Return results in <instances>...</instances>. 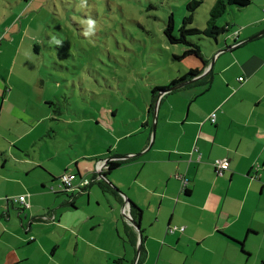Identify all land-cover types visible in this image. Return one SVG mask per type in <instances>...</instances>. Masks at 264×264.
<instances>
[{"label": "crops", "instance_id": "0c3cea01", "mask_svg": "<svg viewBox=\"0 0 264 264\" xmlns=\"http://www.w3.org/2000/svg\"><path fill=\"white\" fill-rule=\"evenodd\" d=\"M263 23L264 17H260L251 24L252 32L239 30V40L264 30ZM224 44L212 46L211 57L205 55L211 58L207 72L212 67L214 72L210 86L206 82L183 86L156 99L154 137L149 113L137 127L129 122L127 127L122 123L115 126L108 116L109 111L114 112L103 107L106 110L93 116L94 120L112 133L118 131L107 152L89 154L85 148L64 153L56 142L62 131L38 137L47 139H43L44 154L35 160L32 155L24 160L13 152L17 160L12 165L25 173L16 182L13 195L30 194L27 214L32 223L29 231L22 230L21 215L17 217L15 209L9 211V204L4 211L0 201V264H99L94 252L101 253L102 264H113L109 256L122 258L117 264H264V32L232 51L224 50ZM179 66L177 70L170 66L167 83L202 63L193 58ZM241 76L244 81H239ZM51 102L44 98L45 106ZM94 140L102 142L103 137ZM194 147L200 160L196 152L191 153ZM59 155H66L61 160L64 168L53 170L51 165ZM124 156L128 158L121 159L107 175L121 193H111L100 182L88 192L54 193L51 201L50 187L56 185L54 176L62 170L87 177L98 159ZM220 158L229 163L222 175L213 166ZM7 160L4 157L3 167ZM176 173L189 180L187 193L181 190ZM3 195L12 194L6 191ZM124 199L142 209L140 237L138 231L133 238L124 235ZM61 208H67L72 221L78 222L76 230L62 220ZM51 212L56 219L58 215L55 223L33 224L40 221L37 217ZM168 226L185 229L169 233Z\"/></svg>", "mask_w": 264, "mask_h": 264}, {"label": "rangeland", "instance_id": "374dc122", "mask_svg": "<svg viewBox=\"0 0 264 264\" xmlns=\"http://www.w3.org/2000/svg\"><path fill=\"white\" fill-rule=\"evenodd\" d=\"M187 1L0 0V151L6 149L8 159L3 167L0 155V201L13 196L16 182L25 176L24 171L20 174L17 166L12 165L17 160L13 152L24 160H29L30 155L35 160L38 154H44L43 139L47 138L38 137L50 126L62 131L56 137L62 152L87 148L91 154L94 150L107 152L108 143L118 134V131L112 133L94 120L93 116L105 108L114 112L109 111L108 116L115 126L122 123L127 127L128 122L131 127L140 124L141 117L147 115V101L153 95V86L166 85L165 77L170 66L175 70L180 67L171 59V53L180 50L181 46L169 44L163 28L170 13L177 28L186 13ZM215 1L202 2L196 10L193 25L205 26L208 11ZM260 17H264V0H251L240 10L234 5L228 7L218 18L217 25L223 26L228 21L244 32H252L254 25L251 24ZM255 33L261 35L262 30ZM227 35L228 32L221 34L218 44H224ZM198 42L202 53L211 57L215 42L206 37ZM44 98L52 101L50 112L55 114L53 109H62L58 115L61 120H50ZM155 117L156 111L148 114L150 131L156 122ZM74 134L80 136L77 143H72L76 139L71 138ZM99 136L103 137L102 142L94 140ZM46 143L52 145L49 140ZM63 158L66 155L54 158L53 170L64 168ZM95 171L93 169L91 177ZM62 173L74 175V185L79 182L77 173L67 169L54 177L58 178ZM81 177L91 180L90 176ZM95 184L90 181L87 190ZM55 188L50 189L51 201ZM6 191L12 195L2 196ZM16 207L9 203V211L15 209L18 217ZM29 209L21 213L22 219L24 214L28 215ZM61 209L62 220L72 223L76 230L78 222L72 221L67 208ZM57 220L58 215L57 219L55 216L48 221L55 223ZM23 221L26 223L28 219ZM37 222L45 221L33 224ZM18 223L22 230H26L19 218ZM100 256V252L93 253L102 264Z\"/></svg>", "mask_w": 264, "mask_h": 264}, {"label": "trees", "instance_id": "16d2710c", "mask_svg": "<svg viewBox=\"0 0 264 264\" xmlns=\"http://www.w3.org/2000/svg\"><path fill=\"white\" fill-rule=\"evenodd\" d=\"M203 1L204 0H189V1H187V3L185 4L186 13L183 15L181 22L179 23L177 28H176V25H175V22L173 19V15L171 13L168 15L165 26L163 28V34H164V37L166 38L167 42L171 45H180L181 46L180 50H177V51L173 50L172 51V53H171L172 58L171 59L173 61H176L179 65V63H181L184 60L196 58L200 61V63H202V66L187 69V71L184 74H182L178 77H174L173 79L169 80L166 85H157L156 84L155 86H153V88L151 90L153 95L150 98V101H152L153 105L151 106V104L148 103L150 106L148 105V109L146 110L147 113H150L151 111L153 112L154 103L156 102V99L158 97L159 92L166 90L171 85H176V84H179L181 82L188 81V80H190L196 76H199L203 72L205 67L209 64V61L211 58L207 59L205 56V53H202V46L198 42L199 39H202V37H206L208 39H211L213 42H215V44L217 46L219 41H220L219 40L221 37L220 35L228 32L227 38H225L223 40V43H225L223 46V49L227 48L228 50L232 51L233 49L239 48L243 43H246L244 41L241 42L239 40L238 32L241 28H237L235 26V24L229 23L228 21L225 22V25L220 26V25H217V20L219 17H221L226 12L228 7L234 5L237 7V9L240 10L241 8H243L245 6H248L251 3V0H216L208 11V17L206 19L205 26L203 28H199V27H196L195 25H193V22H194L196 10L202 4ZM257 34H259V33H257ZM194 36H199V37L194 38ZM258 36L259 35H257V37ZM213 74H214V72H213V67H212L209 69V71L203 77L196 79L193 82L185 84L183 86L188 87V86H191V85L196 84V83H204V82H206L207 86H210L212 84V81H213ZM240 81H244V79L240 80ZM206 90H207V87L205 88L204 91H206ZM46 106H48V105H46ZM48 109H49L50 120L57 122V121L62 119L61 116H58L61 112H63L61 108H59L57 110L53 109V111H56L55 114L52 113V111L50 112V110H51L50 106H48ZM214 121H215V118H214ZM54 133H57V134L61 133V129L60 128L56 129V128L50 127L48 129V131L46 132V134H48V135H54ZM74 135H71V138H76L75 140L72 141V143H77L80 136H79V134H74ZM0 155H1V157H3V160H4L6 153L3 150H1ZM121 159L124 160L127 158H120L119 160L109 159L106 162V168H104L102 170L104 172V174L109 175L111 173V171L114 170L119 165V162L122 161ZM96 162L94 164V171L96 170ZM77 175H78L79 179L81 178V180H88V179L81 177L80 174H77ZM97 175H98V173L95 171V174L93 175V177H91V176L89 177L91 180H88V184L85 185V188L82 192H88L87 189L90 185V181H92V182L97 183V184L101 182L102 186H105L106 189L109 190L111 193H113V194L117 193L116 190H114L112 187L109 186V183H107V182L103 183V181L101 179H100L101 181L99 179H97ZM176 175H177V173L175 174V178H176ZM59 176H58V178H59ZM58 178H54L56 183H57V185H55V186H57V188H58V184H59ZM78 183L79 182H77L76 185H74V184L73 185L78 186L79 185ZM55 186H51L50 189L55 188ZM58 192L68 193L69 191H65V190L54 191V193H58ZM185 193H187V189L185 190ZM23 194H26V198L29 200L30 194L29 193H23ZM13 196H16V195H13ZM11 197L12 196H6V198L3 200V202H4L3 207L5 209L4 211H6V209H7V204L11 203V200H9V198H11ZM117 197H119V199H121V197L119 195H117ZM71 201H72V198H71ZM121 201H122V199H121ZM129 203H130V207H131L130 208L131 215H132L133 219L139 223V220L142 216V209L138 205L134 204L131 201H129ZM11 205H14V206H12L14 208L16 206V204H13V203H11ZM5 214H7V213H5ZM125 221H126V226H125L126 233L124 232L125 233L124 235L127 238L128 237L133 238L134 233L136 234L137 230H136L135 226H133L129 221H127L126 219H125ZM130 228L135 230V232L132 231ZM129 232H131V233H129ZM223 235L227 236L224 233H223ZM227 237L233 241H236L235 239L231 238L230 236H227ZM136 241H137L136 239L134 241H132V245L135 246ZM237 242L239 245H242L241 242H239V241H237ZM140 249H141V246H140ZM242 252L244 254L247 253L243 249H242ZM121 261H122V258H116L113 260L112 263L117 264V263H121Z\"/></svg>", "mask_w": 264, "mask_h": 264}, {"label": "bare ground", "instance_id": "6f19581e", "mask_svg": "<svg viewBox=\"0 0 264 264\" xmlns=\"http://www.w3.org/2000/svg\"><path fill=\"white\" fill-rule=\"evenodd\" d=\"M264 32V30H262V33ZM255 35H257V33L255 34ZM259 35H260V33H259ZM254 36V35H253ZM257 37V36H256ZM249 38V37H248ZM255 38V37H254ZM247 39V38H246ZM245 39V40H246ZM253 39V38H252ZM244 41V40H243ZM250 41V40H249ZM233 46V45H232ZM224 50H226V49H224ZM224 50H222V51H224ZM221 52V51H220ZM207 67H208V65L205 67V69L203 70V72L204 71H206L207 70ZM210 67V66H209ZM202 72V73H203ZM201 73V74H202ZM206 73H207V71H206ZM197 77V76H196ZM196 77H194V78H196ZM197 79V78H196ZM195 79V80H196ZM239 79V81L240 80H243L244 78L241 76V77H239L238 78ZM182 87V86H181ZM172 91V90H171ZM162 91L161 92H159V94H158V97H160L162 94H164V93H162ZM214 118H215V113L213 112L211 115H210V117H209V119L213 122L214 121ZM152 129H153V127H152ZM193 151L194 152H196L197 153V156H198V160H200V157H201V154L199 153V151L197 150V148H193L192 149V152L191 153H193ZM122 158H124V157H122ZM191 158V157H190ZM108 161V159L106 160H98L97 162H96V169H97V173H98V175H97V179H101V180H103V181H108L107 180V175H105L104 174V172L102 171L104 168H106V162ZM226 163V167H221V164L222 163ZM228 160L227 159H225V158H223V159H217V160H215V162L213 163V166H214V169H215V171H216V173L218 174V175H222L223 174V172L228 168ZM63 176H67L69 179H70V185H66L63 181H62V177ZM256 176V175H255ZM253 177V176H252ZM73 178H74V175H72V174H67V173H63V174H61L60 176H59V178H58V181H59V184H58V188H55V191L56 190H58V191H61V190H65V191H77L76 193H83L82 191L84 190V188H85V185H87L88 184V181H86V180H81V178L79 179V185L78 186H74L73 185ZM176 179L180 182V188H181V190L182 191H185L186 190V186H187V183H188V179L183 175V174H178L177 173V175H176ZM92 182V181H91ZM64 183V184H63ZM107 183H109V186L110 187H112L113 188V186H112V183L110 182V181H108ZM52 190L54 189V188H51ZM114 190H116L115 188H113ZM117 192H118V190H116ZM119 193H121V192H119ZM19 196H24V198H25V201L23 202V203H20V202H18V201H14V198H16V197H19ZM9 200H11V203H13V204H16V206H18V207H16V208H18L19 210V212H18V215H21V213L22 212H24L25 211V209L26 208H29L30 207V203H29V200L26 198V194H21V195H16V196H12L11 198H9ZM70 200H71V198H70ZM129 201L130 200H127V201H125V199H124V201H123V204H122V215L124 216V218L127 220V221H129L128 219H130V218H133L132 217V215H131V212H130V203H129ZM54 217H55V215L54 214H52V215H44V216H42V217H37V219H40V221H48V220H53L54 219ZM23 218L24 219H28V221L25 223L23 220L24 219H21V224H22V226H25L26 225V230L25 231H29V229H30V224L32 223V218L31 217H27L26 216V214H24L23 215ZM135 221V220H134ZM130 222V221H129ZM138 225H139V223L137 222V221H135ZM131 223V222H130ZM132 224V223H131ZM133 225V224H132ZM134 226V225H133ZM181 227H183V230H181ZM136 228V227H135ZM171 228H174L173 229V231H170V229ZM184 229H185V227L184 226H168V228H167V232H169V233H173L174 231H176V230H178V231H184ZM136 230L138 231V233H139V230H140V226H139V230L136 228ZM140 232H141V230H140ZM142 233V232H141ZM139 237H140V235H139ZM32 238V237H31ZM140 248V247H139ZM138 249V248H137ZM139 251H140V249H139ZM139 251H137V253H139ZM135 264V263H134Z\"/></svg>", "mask_w": 264, "mask_h": 264}, {"label": "water", "instance_id": "95a60500", "mask_svg": "<svg viewBox=\"0 0 264 264\" xmlns=\"http://www.w3.org/2000/svg\"><path fill=\"white\" fill-rule=\"evenodd\" d=\"M257 35H259V34H257ZM257 35H254V36H251V37H249V38H247L246 40H244V42H247V41H249V40H251L252 38H254V37H256ZM211 64H212V62H211ZM207 71V70H206ZM206 71H204L202 74H200L199 76H197L196 78L198 79V78H201V77H203L205 74H206ZM196 78H192V79H190V80H188V81H185V82H181V83H179V84H176V85H171L169 88H167L166 90H164V91H162V93H164V92H167V91H171V90H175V89H178V88H180L181 86H183V85H185V84H188V83H191V82H193ZM161 93V94H162ZM155 125H156V123H155V121H154V124H153V129H152V132H151V138L152 137H154V134H155ZM150 145H151V142H150ZM124 158H128V156H124ZM112 186H113V188H115L116 190H118V192H121L114 184H112ZM138 230H139V225L134 221V219L133 218H130V219H128ZM139 235L141 236V232H140V230H139ZM139 247H138V249H137V251H139Z\"/></svg>", "mask_w": 264, "mask_h": 264}, {"label": "built area", "instance_id": "2783aa9c", "mask_svg": "<svg viewBox=\"0 0 264 264\" xmlns=\"http://www.w3.org/2000/svg\"><path fill=\"white\" fill-rule=\"evenodd\" d=\"M221 167H226V163H222L221 164ZM62 181L66 184V185H70V179L67 177V176H63L62 177ZM63 183V184H64ZM14 201H18L20 203H23L25 201V198L24 196H19V197H16L14 198ZM174 228H171L170 231H173ZM181 230H183V227H181Z\"/></svg>", "mask_w": 264, "mask_h": 264}]
</instances>
